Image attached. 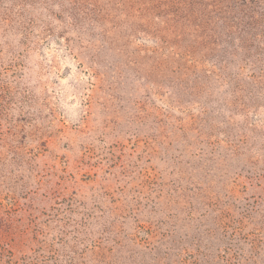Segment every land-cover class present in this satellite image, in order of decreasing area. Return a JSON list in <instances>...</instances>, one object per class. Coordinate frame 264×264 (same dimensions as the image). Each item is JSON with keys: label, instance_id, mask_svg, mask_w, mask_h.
<instances>
[{"label": "rangeland", "instance_id": "rangeland-1", "mask_svg": "<svg viewBox=\"0 0 264 264\" xmlns=\"http://www.w3.org/2000/svg\"><path fill=\"white\" fill-rule=\"evenodd\" d=\"M0 264H264V0H0Z\"/></svg>", "mask_w": 264, "mask_h": 264}]
</instances>
